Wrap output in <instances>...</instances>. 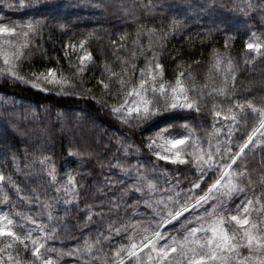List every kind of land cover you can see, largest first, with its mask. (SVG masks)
Returning a JSON list of instances; mask_svg holds the SVG:
<instances>
[{"label":"trees","instance_id":"trees-1","mask_svg":"<svg viewBox=\"0 0 264 264\" xmlns=\"http://www.w3.org/2000/svg\"><path fill=\"white\" fill-rule=\"evenodd\" d=\"M142 2L147 4L148 0ZM250 2L252 8L247 7L249 0H152L155 7L149 13L138 6L141 0H25L24 5H20L18 0H0V22L23 24L29 19L44 20L39 36L33 39V44L40 47L33 46L19 65L21 75L25 79H32L29 75L31 72L57 68V75L63 73L69 76L76 84L75 92L81 93L77 95L69 90V94H59L52 90L54 86L45 81H40L42 87L36 88L8 74L0 76V171L6 177L10 176L21 189L17 194L13 184L4 183L9 202L0 204V210L10 213L18 223H24L22 215H31L40 216L47 225V214L42 204L53 203L51 197L63 194L54 192L45 169L48 164L54 165L57 180L61 182L65 181L66 174L71 173L78 183L79 200L65 205L61 199L54 204L53 216L59 217L61 223L57 226V239L48 242L52 247L68 251L81 246L86 238L94 239L100 233L107 235L110 222L133 216L131 205L141 199L140 193L133 195L129 192L122 198L121 191L126 185L134 183L135 174L125 176L119 168L114 167L117 160L126 167L139 162L148 169L152 168L153 163L158 169H167L166 174L159 170L147 173L149 179L157 184L158 191L155 197L145 194L143 199L171 195V191H164L171 188L170 184L165 183L168 179L173 184L176 179L181 180L175 191L190 188L189 181L199 175L195 166L159 160L147 148L148 138H154L161 129H167L166 135L180 136L186 131L182 127L186 119L206 148L205 141L209 139L213 145L227 139L230 123L223 119V115L214 118V103L222 106L224 114L235 100H250L257 107H264V50L257 55L246 48L249 41L255 42L257 38L264 41V0ZM134 4L137 7L133 9ZM173 20L181 22L176 30L171 28ZM141 25L155 28L158 34L167 33L163 37L154 36L149 48V38L144 32L139 40L146 49L143 55L133 45ZM125 34V40L121 41V35ZM85 38L93 62L88 64L82 77L73 78L71 74L79 66L77 57L83 53L79 49H69L66 57L64 46ZM113 41L123 47L116 48ZM153 50L164 65L165 80L173 81L176 74L183 71L185 83L191 87L193 81L187 79L191 70L197 89L207 84L205 91L222 86V73L214 69L210 72V67L216 51L227 53L237 69L234 85L230 83V94L205 95L199 112H164L143 124H138L133 114L127 123L122 121L110 108V105L120 103L122 97L106 93L97 82L98 79L107 80L106 74L102 75L104 64L107 62L114 70L120 71L118 55L141 68L145 64V57L150 58ZM133 51L137 53L135 58ZM223 67L224 64L221 65ZM131 82L136 83V76H132ZM44 87L49 91L42 90ZM117 87L115 83L111 85L113 91ZM236 111L239 123L233 127L230 141L233 152L259 126V117L250 108L244 109L246 115L242 117L239 110ZM214 128L221 131L215 133ZM125 145L128 146L127 150ZM249 149L245 150L244 158L254 184L249 187L248 195L260 197L264 202V183L260 180L264 176V151L257 145L253 149L252 144H249ZM70 152H79V155ZM41 155L49 158L43 167L38 159ZM214 172L215 169L208 171L201 189L206 190V184L214 178ZM194 192L196 196L203 194L199 189ZM184 196L185 193L181 192L179 198L174 197V201L179 199L182 204ZM239 199L233 196L229 207L238 203ZM213 202L209 200L204 208ZM113 203H118L119 207H114ZM86 205L97 213L103 210L102 215H94L90 223H85ZM176 206L174 202L169 203V207ZM65 208L68 209L67 213ZM152 212L141 202L135 209L134 218L144 220ZM200 212H203V208ZM188 215V212L184 213V217ZM252 216L259 219L264 213L257 212ZM172 223L176 224V221ZM232 227L234 222L229 225L230 230ZM166 229L175 234L171 225ZM33 235L39 233L34 231ZM118 243L127 244L128 241L115 235L111 242L102 241L104 252L110 257V249ZM241 251L247 254L246 249ZM13 255L25 264L32 260L30 253L23 250L19 257H16L15 251ZM52 255L55 258L56 254ZM99 255L94 250V257ZM77 259L80 264H92V258L86 255L79 258L65 256L61 264H75ZM97 264L100 262L97 261Z\"/></svg>","mask_w":264,"mask_h":264},{"label":"snow or ice","instance_id":"snow-or-ice-1","mask_svg":"<svg viewBox=\"0 0 264 264\" xmlns=\"http://www.w3.org/2000/svg\"><path fill=\"white\" fill-rule=\"evenodd\" d=\"M18 2L20 5H24L25 0H18ZM138 6L147 9L149 13L155 7L152 0H148L147 4L141 0ZM132 7L134 9L137 5L134 4ZM247 7H253L250 0ZM43 24L44 20L42 19H29L23 24L0 22V61H2L0 76L8 74L13 79L31 83L36 88H41L40 81H45L48 85L54 86L52 90L59 94H69V90H72L75 94L80 95L81 93L75 92L76 84L73 83V79L63 73L58 76L57 68H48L39 73L31 72L29 75L32 79H25V76L21 75L19 65L31 52L33 46L40 47V45L33 44V39L39 36ZM180 24V21L173 20L172 30H176ZM144 32L149 38V48L152 47L154 36L167 35L163 32L158 34L155 28L141 25L136 33V40L133 41V45L139 48L141 55L146 51L144 46L139 43ZM125 37L126 34L121 35V41L125 40ZM87 42V38H85L64 46L66 57L69 55V49H79L83 53L77 57L79 66L71 74L73 78L82 77L88 64L93 62L92 54L86 48ZM112 43L118 49L123 47V45H116L115 41ZM246 48L261 55L264 50V41L259 38L255 42L249 41ZM136 54L133 51V58ZM117 59L120 60V71L114 70L110 64L105 62L102 75L106 74L107 80L98 79L97 82L106 93L122 97L120 103L110 105V108L113 114L118 115L126 123L133 118V114H135L136 122L143 124L152 121L154 117L164 112L174 110L199 112L205 95L215 93L220 96H228L230 94V83L234 85L237 70L232 58L227 53L216 51L210 72L213 69L221 72L223 84L221 87H213L205 91L207 84L197 89L191 70L187 76L188 80L193 81L191 87L185 83L183 71L178 72L173 81L165 80L164 65L154 50L150 58L145 57V64L141 68H137L135 63L130 62L126 57L117 55ZM69 64L71 67V61ZM222 64H224L223 68H221ZM132 76H136L135 84L131 82ZM113 83L118 86L115 91L111 88ZM42 90L49 91V88L44 87ZM87 92L90 93V90ZM246 107L258 115L259 126L254 128L252 134L248 135L244 143L239 145L238 150L233 152L230 141L233 136V127L239 123L236 110H239L242 117L246 115L244 113ZM212 113L214 118H220L223 115L225 121H230L227 139L223 142L217 141L213 145L209 139L205 141L207 144L205 148L200 137L196 135L195 129L184 117H181V119H185L182 127L186 131L180 136L166 135L167 129H161L154 138H148L146 146L159 160L172 164H193L195 166V171L199 175L189 181L190 188H180L179 191H175L181 184V180L176 179L173 184L172 180L168 179L165 183L170 184L171 188L164 189V191H171V195L143 199L145 194L155 197L158 191L157 184L149 179L147 173L159 170L166 174L167 169H158L155 163L151 169H148L139 162L126 167L123 162L117 160L114 167L119 168L125 176L135 174L134 183L126 185L121 191L122 198L129 192H132L133 195L140 193L141 199L134 201L131 205L133 216L110 222L107 235L100 233L94 239L86 238L81 246L68 251L52 247L48 242L57 239V226L61 223L59 217L53 216L54 204L60 202L61 199L65 205L78 201V183L71 173L66 174L65 181H58L54 165L48 164L45 169L48 182L53 185L55 193H62L63 196L56 195L50 198L53 203L42 204L47 214V225L44 224L40 216L33 217L31 215H22L24 223H18L10 213L0 210V264H25L24 261L14 258L13 255L15 251L16 257H19L21 250L29 252L32 257V260L27 264H61L65 256L79 258L85 255L92 258V264H97V261L100 264H264V216L259 219L252 218L253 211L264 212V202L260 197L253 198L248 195V189L254 184V181L244 158L245 150L249 149V144H252L253 149L256 145H260L261 150L264 151V141L253 140L257 131L264 129V107H257L250 100L244 102L235 100L229 105L227 114L223 113L222 106L215 103L212 105ZM220 131L221 129L214 128L215 133ZM127 147L125 145V150ZM70 154L79 155V152H70ZM38 159L42 167L49 160L43 155ZM233 165L236 167L234 168ZM212 169H215L214 178L206 184V190L201 189V183L205 181L208 171ZM260 180L264 183V176H261ZM109 182L111 183V180ZM4 183L13 184L17 194L21 191L10 176L6 177L0 171V204L9 202V195L3 188ZM196 189H199L203 194L196 196L194 192ZM181 192L185 193L182 204L179 199L174 201V197L179 198ZM233 196L240 197V199L238 204H234L230 208L229 202ZM209 200L214 202L204 208ZM141 202L151 208L153 212L144 220H137L134 218L135 209ZM170 202H174L177 206L169 207ZM113 206L119 207V204L113 203ZM86 208L85 223H90L94 215H102L103 210L97 213L91 206L86 205ZM201 208H203V212H200ZM190 209L191 212H189ZM64 211L67 213L68 209L65 208ZM186 212L189 215L184 217ZM17 215L21 214L17 213ZM181 217L184 218L181 220ZM173 221H176V224H173ZM233 222L238 227L234 226L230 230L229 225H232ZM25 225L30 226L25 227ZM168 225L172 226L175 234L166 229ZM34 231L39 235L34 236ZM114 235L126 238L128 243H118L115 248L110 249L111 256L109 257L104 252L102 241L111 242ZM162 240L164 243L161 244ZM241 249H246L247 254H244ZM94 250L101 255L94 257ZM53 253L56 254L55 258H53ZM75 264H80V260L77 259Z\"/></svg>","mask_w":264,"mask_h":264},{"label":"rangeland","instance_id":"rangeland-1","mask_svg":"<svg viewBox=\"0 0 264 264\" xmlns=\"http://www.w3.org/2000/svg\"><path fill=\"white\" fill-rule=\"evenodd\" d=\"M253 140H262V141H264V129H261V130H259V131H257V133H256V135L253 137ZM257 146H260V145H257ZM261 147V146H260ZM239 203V202H238ZM238 203H235V204H238ZM256 207H258V206H256ZM264 213V212H263ZM257 214V212L256 211H253L252 212V215H256ZM252 218L253 219H257V217H253L252 216ZM235 226V225H234ZM236 227V226H235Z\"/></svg>","mask_w":264,"mask_h":264}]
</instances>
